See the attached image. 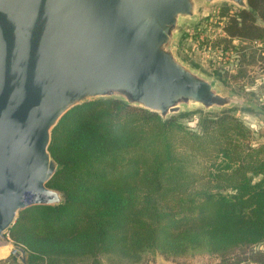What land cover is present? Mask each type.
<instances>
[{
  "label": "trees",
  "instance_id": "obj_1",
  "mask_svg": "<svg viewBox=\"0 0 264 264\" xmlns=\"http://www.w3.org/2000/svg\"><path fill=\"white\" fill-rule=\"evenodd\" d=\"M247 1L222 29L264 49V0ZM234 110L197 111L195 131L180 122L189 114L161 121L117 100L69 110L49 145L63 167L47 185L64 203L26 208L9 229L25 264H180L200 253L264 264V141Z\"/></svg>",
  "mask_w": 264,
  "mask_h": 264
},
{
  "label": "water",
  "instance_id": "obj_2",
  "mask_svg": "<svg viewBox=\"0 0 264 264\" xmlns=\"http://www.w3.org/2000/svg\"><path fill=\"white\" fill-rule=\"evenodd\" d=\"M218 3L251 9L247 0H0V241L26 208L64 203L47 185L63 167L49 145L76 106L117 100L161 121L262 112L178 55Z\"/></svg>",
  "mask_w": 264,
  "mask_h": 264
},
{
  "label": "rangeland",
  "instance_id": "obj_3",
  "mask_svg": "<svg viewBox=\"0 0 264 264\" xmlns=\"http://www.w3.org/2000/svg\"><path fill=\"white\" fill-rule=\"evenodd\" d=\"M230 15H233V8L223 3L204 12L199 23L187 32L188 37L180 45L178 55L203 73L216 76L228 91L244 99L253 98L264 110V49L259 43L227 37L222 27ZM185 114L189 115L180 122L190 130H197L198 114L194 111ZM232 114L252 131L254 143L264 141V120L260 116L245 110H234ZM22 258L25 261L23 246L11 240L8 230L0 241V264H24ZM214 261L213 257L200 253L180 264H211ZM154 264L178 263L157 257Z\"/></svg>",
  "mask_w": 264,
  "mask_h": 264
}]
</instances>
